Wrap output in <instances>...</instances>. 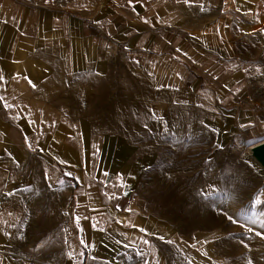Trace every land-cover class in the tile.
<instances>
[{
  "label": "crops",
  "instance_id": "crops-1",
  "mask_svg": "<svg viewBox=\"0 0 264 264\" xmlns=\"http://www.w3.org/2000/svg\"><path fill=\"white\" fill-rule=\"evenodd\" d=\"M111 64L139 79L132 87L145 105L135 103L151 129L150 110L174 111L195 93L220 141L248 150L264 139V0H0V264H28L27 245L52 237L59 264H84L85 251L120 238H153L115 143L101 147L115 141L102 138L94 113L110 93L99 79ZM67 94L76 95L74 123L60 112ZM218 255L220 264L236 260Z\"/></svg>",
  "mask_w": 264,
  "mask_h": 264
},
{
  "label": "rangeland",
  "instance_id": "rangeland-1",
  "mask_svg": "<svg viewBox=\"0 0 264 264\" xmlns=\"http://www.w3.org/2000/svg\"><path fill=\"white\" fill-rule=\"evenodd\" d=\"M130 68L128 66L126 70ZM126 70L116 64L107 65L104 76L99 79L100 87H108L110 98L119 101L114 106L126 109L129 114L124 118L128 123L126 130L123 131L122 124L115 126L116 129L109 127L108 136L113 135L115 141L101 142V147L115 143L119 152L123 153L124 182L135 187L143 196L142 205L138 208L150 216L153 238L150 240L147 236V246L129 244V239L125 243L120 238L117 245L112 243L106 250L96 248L85 251L84 264H177L179 260L174 263V253L189 256L194 264H220L215 258L219 256V250H226L228 255L236 258L228 264H264V202L258 200L261 193L264 198V177L258 166L244 155V143L219 140L213 114L200 108L203 99L195 93L184 95V101L175 102L174 111L164 109L156 112L155 116V111L150 110L152 116L148 117L159 118H155L157 124L151 129L149 120L141 116L142 108L138 109L135 103L145 105V101L135 92V86L132 87L136 82L134 78L124 75ZM136 83L138 87L139 79ZM75 97V94H67L65 100L69 104L60 111L67 114L72 123L75 109L71 110L70 104L74 105ZM77 99L81 102L79 95ZM176 104H184L185 107ZM99 132L102 138L106 137L103 129ZM148 132L152 133L151 137L146 135ZM202 136L205 138L203 141L199 139ZM179 145L184 147L179 148ZM140 153L144 155L140 157ZM174 162L178 163L176 168ZM239 168L244 173L241 178L237 175L235 180L233 171ZM174 175L177 176L175 180ZM210 176L212 181L208 180ZM176 180L193 184L197 195L210 205L212 212L221 220H218L217 226L187 232L177 230L178 223L167 217L163 208V203L174 195ZM214 182L218 186H212ZM253 182L254 185L251 184ZM120 210L124 213L125 208ZM51 232L53 235L54 231ZM58 239L47 238L40 246L38 243L27 245L31 256L28 254L26 262L59 264L56 261V251L60 249ZM14 244L10 240L5 249H13ZM41 249L45 260L35 263L32 254Z\"/></svg>",
  "mask_w": 264,
  "mask_h": 264
},
{
  "label": "bare ground",
  "instance_id": "bare-ground-1",
  "mask_svg": "<svg viewBox=\"0 0 264 264\" xmlns=\"http://www.w3.org/2000/svg\"><path fill=\"white\" fill-rule=\"evenodd\" d=\"M110 96V93L106 95V91L100 93L98 106L101 113H99V109L98 111L94 110V113L98 115L99 122H103V124H100L99 127H103V131L105 133H109V127L114 126V129H116L115 126L118 127L122 124L124 125L123 131H125L126 126L128 127V123H125L124 118L129 116V114L126 109H118V106H114L115 103L118 104L119 101H115L114 99V102H111L112 99ZM107 97L109 98V101L107 100ZM87 112L88 111L83 110L82 114H86ZM174 116L177 115L175 114ZM94 126L98 127L97 125ZM199 139L203 141L205 138L202 136ZM178 147L183 148L184 145H179ZM114 150L115 154L117 155V159L114 162L116 166L122 167L124 165V161L121 160L123 158V153L121 151L119 152V147L117 145H115ZM244 155H247V150L244 152ZM119 162H121V164L123 163V165H121ZM177 166L178 163L174 162V167L176 168ZM176 177L177 176L174 175V180ZM208 180L212 181V176L208 177ZM174 183L176 184L174 185V195L170 197L173 201L169 199L167 203H163V208L167 217L174 219V221L178 223L177 230L187 232L194 229L205 230L206 228L217 226L219 222L217 215L212 212L210 205L197 195L193 184L190 182L182 183V181L179 182L178 180H176ZM217 184L218 183L214 182L212 186H218ZM122 217L127 218L129 215L122 214ZM173 256L174 263L179 260L177 264H192L190 257L188 256L187 258L183 253H174ZM70 264L75 263L71 261Z\"/></svg>",
  "mask_w": 264,
  "mask_h": 264
},
{
  "label": "water",
  "instance_id": "water-1",
  "mask_svg": "<svg viewBox=\"0 0 264 264\" xmlns=\"http://www.w3.org/2000/svg\"><path fill=\"white\" fill-rule=\"evenodd\" d=\"M246 157L258 166L264 177V139L252 144L247 150Z\"/></svg>",
  "mask_w": 264,
  "mask_h": 264
},
{
  "label": "snow or ice",
  "instance_id": "snow-or-ice-1",
  "mask_svg": "<svg viewBox=\"0 0 264 264\" xmlns=\"http://www.w3.org/2000/svg\"><path fill=\"white\" fill-rule=\"evenodd\" d=\"M229 219L231 220L232 218L231 217H229ZM250 231H251V229H249ZM257 235H260V233H257Z\"/></svg>",
  "mask_w": 264,
  "mask_h": 264
}]
</instances>
